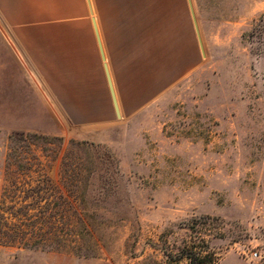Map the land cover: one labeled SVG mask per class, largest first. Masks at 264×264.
Instances as JSON below:
<instances>
[{
    "label": "rangeland",
    "instance_id": "obj_1",
    "mask_svg": "<svg viewBox=\"0 0 264 264\" xmlns=\"http://www.w3.org/2000/svg\"><path fill=\"white\" fill-rule=\"evenodd\" d=\"M91 1L196 61L134 116L80 126L14 30L68 33L84 0H0V264H264V0H191L204 55L187 0Z\"/></svg>",
    "mask_w": 264,
    "mask_h": 264
},
{
    "label": "crops",
    "instance_id": "obj_2",
    "mask_svg": "<svg viewBox=\"0 0 264 264\" xmlns=\"http://www.w3.org/2000/svg\"><path fill=\"white\" fill-rule=\"evenodd\" d=\"M84 2L89 18L59 20L60 27H69L68 33H65L67 30L52 35L36 33L38 21L35 20L21 28L22 24L15 26L19 28L14 30L20 44L18 48L50 92L52 105L63 108L74 124L95 127L134 116L179 79L183 63L190 59V62L196 61L195 50L189 59L182 46L174 52L171 43L163 45L158 59L155 46L150 42L142 43L130 15L126 18L121 13L115 17L100 13L98 18L91 1L93 21ZM81 12L84 14L85 10L82 8ZM104 62L119 118L114 110Z\"/></svg>",
    "mask_w": 264,
    "mask_h": 264
},
{
    "label": "water",
    "instance_id": "obj_3",
    "mask_svg": "<svg viewBox=\"0 0 264 264\" xmlns=\"http://www.w3.org/2000/svg\"><path fill=\"white\" fill-rule=\"evenodd\" d=\"M85 1L87 3V6H88L89 14L91 15V18L94 21L95 18H94V15H93L91 1L90 0H85ZM187 5H188V9H189V12H190V15H191V20H192V23H193V27L195 29V33H196V37H197V41H198V44H199L200 51H201L202 55H204V48H203L200 32H199V29H198V25H197V20H196L195 14H194L192 1L191 0H187ZM94 27H95V30H96V26H94ZM96 35H97V39L99 41V37H98L97 31H96ZM103 59H104V56H103ZM104 68H105L106 77H107V80H108V85H109V90H110V94H111L112 101H113L114 110H115L116 116L119 118L120 117V113H119V109H118V104H117V101H116V97H115V94H114V89H113V86H112V82H111V78H110V74L108 72V68H107L106 62H104Z\"/></svg>",
    "mask_w": 264,
    "mask_h": 264
},
{
    "label": "trees",
    "instance_id": "obj_4",
    "mask_svg": "<svg viewBox=\"0 0 264 264\" xmlns=\"http://www.w3.org/2000/svg\"><path fill=\"white\" fill-rule=\"evenodd\" d=\"M204 258H200L198 255H192L190 257L191 264H201ZM207 264V263H206Z\"/></svg>",
    "mask_w": 264,
    "mask_h": 264
},
{
    "label": "built area",
    "instance_id": "obj_5",
    "mask_svg": "<svg viewBox=\"0 0 264 264\" xmlns=\"http://www.w3.org/2000/svg\"><path fill=\"white\" fill-rule=\"evenodd\" d=\"M249 255V259L250 258H257V257H259V255H258V253L257 252H253V253H250V254H248Z\"/></svg>",
    "mask_w": 264,
    "mask_h": 264
}]
</instances>
